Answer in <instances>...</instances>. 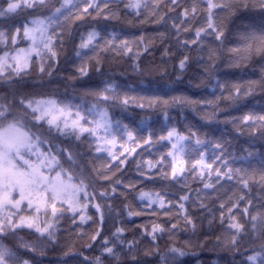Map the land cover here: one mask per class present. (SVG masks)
<instances>
[{
	"label": "snow or ice",
	"instance_id": "obj_1",
	"mask_svg": "<svg viewBox=\"0 0 264 264\" xmlns=\"http://www.w3.org/2000/svg\"><path fill=\"white\" fill-rule=\"evenodd\" d=\"M110 21L152 25L154 37ZM158 43L160 62L145 65ZM225 59L259 75L221 82ZM63 65L73 72L57 80ZM128 72L138 81L118 78ZM189 72L211 98L164 83ZM189 106L249 146L237 156L223 135L178 126L173 111ZM228 106L243 115L221 121ZM130 109L147 118H117ZM196 247L264 264V0H0V264H45L49 248L62 256L48 264H184Z\"/></svg>",
	"mask_w": 264,
	"mask_h": 264
},
{
	"label": "trees",
	"instance_id": "obj_2",
	"mask_svg": "<svg viewBox=\"0 0 264 264\" xmlns=\"http://www.w3.org/2000/svg\"><path fill=\"white\" fill-rule=\"evenodd\" d=\"M100 23L103 24L104 22L100 21ZM114 25L117 31H122L123 34L127 35L128 38L130 39L136 38L141 32H143V34L146 37H149V38L154 37L152 25H145L143 29H141L139 26L132 27L127 24H117L115 21H110L108 22V30L111 31ZM183 35H188V34H183ZM233 41H234V37L230 38L229 46H231V43ZM164 46H167V45H164ZM164 46H161L158 43L157 47L152 50L153 54L147 56L146 59L143 61V63L145 65L149 61L159 63L161 60V53L163 51ZM108 66L109 65L106 64V68ZM112 67L115 71L119 72L120 69L123 67V65H113ZM169 68L171 70V60H169ZM259 68H260L259 64L255 66H250L249 68H245L243 70L231 68L228 66V62L225 59L222 63H220V66L216 73V79L220 80L221 82L232 83V82L239 81L240 77L244 75L245 73H247L248 75H253L254 73L255 75L253 78H255L256 76L259 75ZM71 72H73V68L70 65H63L61 72L57 76V80H59L61 77L67 76V74ZM191 75H192V72H189L185 76L184 82L182 84L178 82L174 83L175 81L174 76L172 77V81L165 80L164 83L171 84V86L177 90L178 94L182 93L184 95H188L192 97L193 99H201L205 97L211 98V93L213 91L212 86L209 85L207 88H199V89L191 86L188 81V76H191ZM118 78L121 80H127L129 83L138 81V78L133 76L131 72H128L125 76L118 77ZM56 87H58V85L53 84L49 90L51 91L52 89H55ZM59 87H60V91H63V87L62 86H59ZM219 91L220 90L217 87L216 93L219 94ZM249 102H250V107L258 108L261 103V100H260V97L257 96L254 99L250 98ZM196 107L199 108L200 106L197 105ZM116 112H117V118H123L125 122L135 121L136 124H138L142 117L147 118V117H144V114L139 109H130V111L123 113L122 116L118 110H116ZM227 113H231L232 116L243 115V112L237 111L233 107L228 106L225 108L224 112H221L219 114L221 121H223L226 118ZM172 115L181 121V123L178 125L180 127H183V121L186 120L189 123L199 126L202 129V132H201L202 135L204 134V132L211 129L214 132L216 138H219L221 135H223L225 140H231L232 147L230 151L234 152L237 156L242 154L243 149L249 146L248 143H246V141L248 140V137L246 134L242 136H238V138H236L238 134H237V131L234 130L231 123L229 124H223V123L208 124L206 121L201 120L200 118L201 114L197 111H194L191 106L185 108L182 113L178 111H173ZM156 118L157 117L153 116V119H156ZM160 122L163 123L162 117H160ZM173 122H176V121L174 120ZM261 148L262 146L259 143H256L253 146L252 150L260 151ZM209 154H211V149H209ZM127 175L129 176L134 175V165H133L132 171L127 173ZM190 183H191V180H190ZM198 186H199L198 183L192 184V187L194 189ZM258 195H259V190L258 189L253 190L252 196L255 197ZM120 199L123 200V197H121ZM130 200H131V197H129V201ZM129 201H125V202H129ZM136 203L139 204V201H136ZM115 207L117 209H120L123 207V204H121L120 201L118 200L115 204ZM123 219L125 221H128L129 232L127 233V235L129 236V238H131V233H132V229H134V224L132 223V221H129L126 216ZM133 219L135 220V223H143L149 218L148 217H136ZM113 223L114 221L112 219H109L108 223L104 226V229L106 232L112 229ZM189 235L190 234L188 233H182V232L178 233L177 242L181 246H183L184 241L189 238ZM191 239L193 241V244H195L197 237L193 236L191 237ZM168 243H169L168 236L167 234H165L163 240L160 242L161 248H163ZM61 256H62V253L59 248H56V249L49 248L47 250V254L44 257L38 256L36 257V259H42L43 261H45V264H48V262L50 261L54 262L57 259L61 258ZM233 256H234L233 253H229L222 249L208 250V249H200L199 247H196L195 249H189V255L185 256L183 260H184V264H239L240 257L237 256L236 260L233 261Z\"/></svg>",
	"mask_w": 264,
	"mask_h": 264
}]
</instances>
